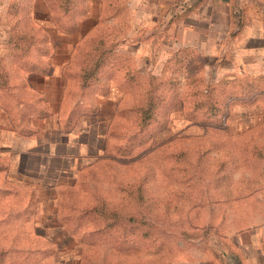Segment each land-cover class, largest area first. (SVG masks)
<instances>
[{
    "label": "rangeland",
    "instance_id": "1",
    "mask_svg": "<svg viewBox=\"0 0 264 264\" xmlns=\"http://www.w3.org/2000/svg\"><path fill=\"white\" fill-rule=\"evenodd\" d=\"M152 1L0 0V264H178L212 223L264 221V62L175 52ZM80 38L75 76L122 93L102 124L79 120L77 77L57 116L31 75Z\"/></svg>",
    "mask_w": 264,
    "mask_h": 264
},
{
    "label": "crops",
    "instance_id": "2",
    "mask_svg": "<svg viewBox=\"0 0 264 264\" xmlns=\"http://www.w3.org/2000/svg\"><path fill=\"white\" fill-rule=\"evenodd\" d=\"M151 3L153 7L168 9L166 15L172 30H175V41H177L173 47L175 52L192 48L202 58L205 57L209 60L208 55L219 54L227 46L233 48L235 62L241 54L251 55L253 58L261 59L264 62V48L258 49L259 41L262 37L264 39V30L259 26L258 28L255 27V24L264 23V0H154ZM84 36L85 34L82 39ZM190 37L193 38V41L187 42L186 38ZM195 37H199L201 41H197L194 47ZM82 39L80 38L73 44H65L63 48L58 50L61 58H56L51 54L46 67L34 71L31 75L39 77L49 85V88L56 87L59 89L56 102L58 106L53 107L52 101L54 99L48 98V100L51 99L48 113L55 112L57 116H61L63 112L67 111L68 97L71 90L75 88L73 78L77 77L79 81L76 83V89L81 91L83 97L77 99L74 106L76 114L80 116L79 120L82 121L90 113L99 119L102 114L101 110H103L101 118L107 119L106 108L104 107L107 104L113 106L122 93L118 90L113 76H109V79L101 77L100 84L92 83L100 79L96 69L93 71L85 69L80 73L76 72L75 76L72 67L76 65L75 55L81 51L79 44ZM210 39L215 40L214 45L217 49H221L219 52L209 51ZM246 49L248 50L245 52ZM222 68L225 66H221L220 69ZM28 84L32 88L35 87L30 80ZM94 84L98 87L92 90ZM91 93H94L92 99L90 98ZM99 98L104 103L101 104L103 101ZM100 120L101 124L106 122L102 119L98 121ZM98 121L97 125H99ZM87 125H89L88 121L84 123L82 128ZM81 131L74 132L69 129L67 135L72 138L73 135L81 134ZM208 228L211 231L208 241H206L205 234L196 239L202 241L201 250H199L201 252L187 256L178 264H264V221L245 228L238 225L237 228L229 230L214 223H212V227L208 226ZM201 230L206 232L205 227ZM252 234L254 235L250 236ZM249 236L251 238L247 239Z\"/></svg>",
    "mask_w": 264,
    "mask_h": 264
},
{
    "label": "trees",
    "instance_id": "3",
    "mask_svg": "<svg viewBox=\"0 0 264 264\" xmlns=\"http://www.w3.org/2000/svg\"><path fill=\"white\" fill-rule=\"evenodd\" d=\"M90 70V69H89ZM91 71H93V69L91 70ZM192 236V235H191Z\"/></svg>",
    "mask_w": 264,
    "mask_h": 264
}]
</instances>
